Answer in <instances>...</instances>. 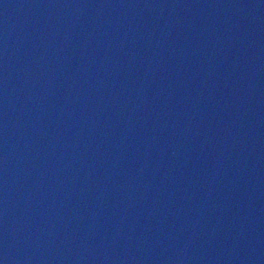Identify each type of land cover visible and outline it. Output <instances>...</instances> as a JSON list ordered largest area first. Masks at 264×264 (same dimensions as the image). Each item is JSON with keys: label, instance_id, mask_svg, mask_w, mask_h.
Wrapping results in <instances>:
<instances>
[{"label": "water", "instance_id": "water-1", "mask_svg": "<svg viewBox=\"0 0 264 264\" xmlns=\"http://www.w3.org/2000/svg\"><path fill=\"white\" fill-rule=\"evenodd\" d=\"M0 264H26L19 221L0 141Z\"/></svg>", "mask_w": 264, "mask_h": 264}]
</instances>
